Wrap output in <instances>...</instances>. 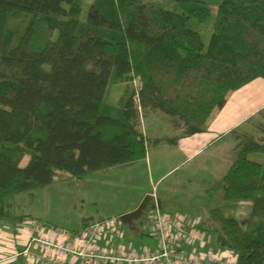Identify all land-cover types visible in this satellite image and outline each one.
I'll return each mask as SVG.
<instances>
[{"label":"trees","instance_id":"obj_1","mask_svg":"<svg viewBox=\"0 0 264 264\" xmlns=\"http://www.w3.org/2000/svg\"><path fill=\"white\" fill-rule=\"evenodd\" d=\"M78 1L0 0V221L24 220L11 199L58 171L79 178L145 157L133 90L109 103L110 77L128 88L135 80L142 110L162 111L184 135L203 131L228 93L264 79V0H218L214 13L207 0H173L182 12L92 0L82 20ZM188 19L211 20L206 44ZM257 130L216 182L224 201L249 204L247 218L215 207L203 228L235 264H264V123Z\"/></svg>","mask_w":264,"mask_h":264},{"label":"rangeland","instance_id":"obj_2","mask_svg":"<svg viewBox=\"0 0 264 264\" xmlns=\"http://www.w3.org/2000/svg\"><path fill=\"white\" fill-rule=\"evenodd\" d=\"M143 1L158 4L164 9L182 12L179 4L173 0ZM207 1L210 3L211 13H214L218 0ZM78 5L82 20L86 12L92 10V0H79ZM186 24L200 34L204 44L208 42L211 33L210 19L205 22L188 19ZM128 86L129 88L126 84L115 82L110 77L104 99L109 103L117 104L122 97H126L133 90V105L138 112V129L145 138L149 135H165L169 126L173 125L172 122L160 110L146 108L143 111L135 100L138 91L135 80ZM263 119L264 111L256 120ZM252 128L251 124L249 132H253V135L251 133L248 135L251 134L258 139L259 131L256 129L253 131ZM26 159L27 157L22 160V164ZM157 161L160 169L156 171L151 168L149 171L145 159L127 167L88 172L79 178H72L66 172L58 171L53 181L42 189L21 191L16 194L11 199L10 211L14 216L30 213L45 225L67 230L79 229L82 221L91 222L99 217H115L118 219L120 247L131 251L141 247H154L155 241L149 235V224L142 222L145 217L147 219L152 203L157 199L162 203L163 212L198 219L199 224L208 218L209 210L215 207L221 208L227 216L237 218L241 222L247 218L249 204L244 201L237 203L224 201L222 186L215 183L209 174L191 175L190 164L179 165L177 162L172 166L171 162L154 158L151 159L152 168L158 165ZM204 181L207 182L206 186ZM143 202L146 208L144 207L141 213V216H144L142 222L140 223L139 219L133 220L130 226L122 223L119 217L135 210ZM0 228H6L4 221H0ZM211 237L214 240L212 234Z\"/></svg>","mask_w":264,"mask_h":264},{"label":"built area","instance_id":"obj_3","mask_svg":"<svg viewBox=\"0 0 264 264\" xmlns=\"http://www.w3.org/2000/svg\"><path fill=\"white\" fill-rule=\"evenodd\" d=\"M137 101V100H136ZM149 224L154 247L121 249L118 219L98 218L71 231L45 225L33 218L23 221L29 235L22 249L10 256H24L35 264H235L231 250L215 246L211 234L200 227L198 219L169 214L152 204L142 223ZM17 238L0 231V245L12 247ZM0 247V251L6 249ZM6 253V252H4ZM5 259L0 256V260Z\"/></svg>","mask_w":264,"mask_h":264},{"label":"crops","instance_id":"obj_4","mask_svg":"<svg viewBox=\"0 0 264 264\" xmlns=\"http://www.w3.org/2000/svg\"><path fill=\"white\" fill-rule=\"evenodd\" d=\"M262 111H264V79L256 78L228 93L223 104L213 109L203 131L192 135H184L182 125L178 123L169 126L165 135H149L150 137H146V155L143 159H145L149 171L150 168L153 171L160 169L158 161V165L152 168L151 159L153 158L171 162L170 165L172 166L177 162L179 165L190 164L189 171L191 175L207 173L216 183L232 163L242 136L248 135V133L253 135V132H249L251 124L253 131H255L264 123V119L256 120ZM252 121H256V123L253 124ZM150 139H152L151 142ZM248 157L258 162L262 161V156L258 153H251ZM206 185L207 182L204 181V186ZM205 190L207 193L206 188ZM155 202H157L160 209L163 208L160 200L157 199ZM21 216L24 220L26 218L40 220L30 213ZM24 220L4 222L6 228H0V231L11 234L18 241L10 248L0 245L2 249H6L4 251L6 253L0 251V256L5 258L0 260V264H35L27 261L24 256H10V253L14 250H21L22 241L28 238L29 233L24 227ZM84 222L86 221H82L79 229ZM206 222L207 219L202 220L200 227L204 228ZM215 246L217 245L215 244Z\"/></svg>","mask_w":264,"mask_h":264},{"label":"water","instance_id":"obj_5","mask_svg":"<svg viewBox=\"0 0 264 264\" xmlns=\"http://www.w3.org/2000/svg\"><path fill=\"white\" fill-rule=\"evenodd\" d=\"M146 208L145 202H143L138 208L135 210L125 213L119 217L122 223L127 224L128 226L131 225L133 220H138L141 216L142 211Z\"/></svg>","mask_w":264,"mask_h":264},{"label":"bare ground","instance_id":"obj_6","mask_svg":"<svg viewBox=\"0 0 264 264\" xmlns=\"http://www.w3.org/2000/svg\"><path fill=\"white\" fill-rule=\"evenodd\" d=\"M136 227V226H135Z\"/></svg>","mask_w":264,"mask_h":264}]
</instances>
